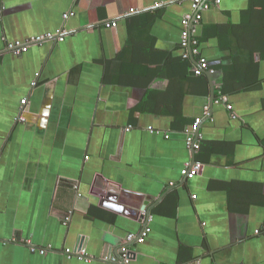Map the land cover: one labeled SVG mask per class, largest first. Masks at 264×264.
Here are the masks:
<instances>
[{
	"label": "crops",
	"instance_id": "crops-1",
	"mask_svg": "<svg viewBox=\"0 0 264 264\" xmlns=\"http://www.w3.org/2000/svg\"><path fill=\"white\" fill-rule=\"evenodd\" d=\"M190 9L0 0V264H111L126 245L130 264H264V0L203 14L204 76L182 58ZM59 30L61 42L5 50ZM207 107L194 152L187 130ZM187 163L201 164L192 179ZM144 209L151 233L127 243Z\"/></svg>",
	"mask_w": 264,
	"mask_h": 264
},
{
	"label": "built area",
	"instance_id": "built-area-1",
	"mask_svg": "<svg viewBox=\"0 0 264 264\" xmlns=\"http://www.w3.org/2000/svg\"><path fill=\"white\" fill-rule=\"evenodd\" d=\"M218 0H191V9L188 13L185 14L182 20V32H181V41L180 47L182 49V58L187 61L194 62V74L196 76H204L212 73L210 69L209 61L201 55L199 49V41L195 36L196 27L202 22L203 14L210 10L214 3H217ZM130 13H135V10H131ZM69 17L68 14L64 16L65 19ZM105 28L112 29L118 26V22L109 21L104 23ZM64 30H59L56 33H49L40 36H34L28 38L24 41H7L5 50L14 54L15 56H22L28 52L30 47L41 44L45 41H63L64 40ZM227 102V97L221 96L217 102ZM27 99L22 101L23 111L27 105ZM228 109H231V106H227ZM209 108H205L204 115L202 117H198L194 120L191 127L187 130L186 136V144L192 149L194 152H197L201 148L203 137L200 134V126L202 125L204 119L207 116H210ZM201 170V164H192L187 163L186 168L184 170V174L186 178L192 179L199 174ZM142 222L144 223L143 230L138 234H129L127 236V243H137L144 244L149 234L151 233V228L149 226L152 217L150 213L146 211V209L142 210L141 213ZM69 218H66V224L69 221ZM264 231V227L262 230L258 231L257 234H262ZM32 252H37L41 255H45L50 249H40L36 247H31ZM133 253L130 251L129 247L126 245L118 254L117 257H114L111 260V264H130L132 260ZM63 255L68 259H78L83 261H89L90 258L86 257V254L81 251L73 250V249H65Z\"/></svg>",
	"mask_w": 264,
	"mask_h": 264
},
{
	"label": "water",
	"instance_id": "water-1",
	"mask_svg": "<svg viewBox=\"0 0 264 264\" xmlns=\"http://www.w3.org/2000/svg\"><path fill=\"white\" fill-rule=\"evenodd\" d=\"M213 94H214V90H213ZM212 97L214 98V95Z\"/></svg>",
	"mask_w": 264,
	"mask_h": 264
}]
</instances>
